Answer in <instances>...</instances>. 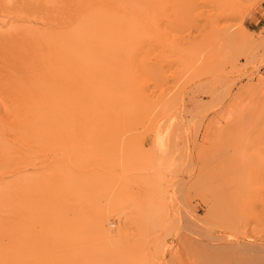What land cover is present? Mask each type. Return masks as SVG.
<instances>
[{
  "label": "rangeland",
  "instance_id": "rangeland-1",
  "mask_svg": "<svg viewBox=\"0 0 264 264\" xmlns=\"http://www.w3.org/2000/svg\"><path fill=\"white\" fill-rule=\"evenodd\" d=\"M155 5L147 25L131 15L140 29L127 43L111 44L118 47L117 60L66 58L69 70L97 65L98 83L116 85L110 97L114 111L134 110L114 122L127 136L99 143L96 151L103 185L114 179L117 191L104 193L101 203L127 213L118 222L129 236L118 234L113 243L119 251L110 253L131 248L128 264H264V0H157ZM2 13L0 36L45 27L52 33L40 18L11 21ZM144 44L146 52L137 54ZM9 62L0 58V82ZM106 64L114 74L104 71ZM43 78L33 73L34 84L48 83L44 95L61 104L71 97L78 107L80 97H73L78 92ZM25 82L3 86L11 120L16 100L31 95L22 89ZM103 107L112 109L100 102ZM52 108L51 121L61 130L79 125L73 111L55 103ZM3 110L0 134L20 146V134L3 124ZM94 112L86 125L98 117L101 123L95 107ZM9 149H3L0 178L13 165ZM140 210L143 219L133 215Z\"/></svg>",
  "mask_w": 264,
  "mask_h": 264
},
{
  "label": "bare ground",
  "instance_id": "bare-ground-1",
  "mask_svg": "<svg viewBox=\"0 0 264 264\" xmlns=\"http://www.w3.org/2000/svg\"><path fill=\"white\" fill-rule=\"evenodd\" d=\"M43 1L51 5L41 6L37 2L28 6L24 0H0V9L8 20L32 16L40 18L42 26L52 27L51 35L46 34L48 27H45L36 33L27 30L21 35L0 36L3 49L0 58L8 59L11 65L6 67L0 82V111L4 109L3 124L14 128L22 139L20 146L10 144L0 134V159L4 156V147H9L12 161L8 164H13L1 172L0 178V259L9 260V264H114V261H124L123 264L127 262V255L133 253L131 248L116 254L110 252L118 250V245L113 243L120 240L118 234L129 236L128 227L118 222L127 213L123 215V209L118 211L120 206L112 207L111 202L109 205L101 203L104 193L112 195L117 191L113 187L116 186L114 179L103 185L96 151L99 143L104 145L127 136L114 122L134 110L122 112L124 115L114 111L115 102L110 97L114 96L116 85L109 80L98 83L97 65L90 64L84 71H75L74 66L69 70L66 58L83 59L87 63L101 56L117 60L118 47L111 44H119L120 39L127 43L132 33L140 29L131 15L144 25L150 23L154 17L146 18L149 11L157 7V0ZM0 21L5 20L0 16ZM225 27L224 24L219 29ZM55 45L56 50L53 49ZM145 50L146 44L137 49V54ZM104 71L115 73L109 64ZM33 73L78 92L73 94V97H80L78 107L71 105V97L61 104L44 95L48 83L34 84ZM18 80L26 81L22 89L31 95L27 97V93H23L21 99L16 100V118L11 120L7 113L11 104L4 95L3 86L11 87L12 82ZM139 87L145 88L143 83ZM100 102L112 109L99 108ZM53 103L62 106L64 112L73 111L79 125L61 130L53 124ZM94 107L102 116L101 123L98 117L94 124L86 125L90 117L96 115V112L92 114ZM101 125L111 126L106 130L109 126L102 128ZM156 136L161 139V132ZM133 215L144 218L142 210ZM139 243L144 245L141 239Z\"/></svg>",
  "mask_w": 264,
  "mask_h": 264
}]
</instances>
